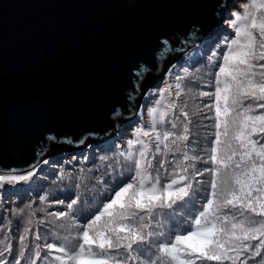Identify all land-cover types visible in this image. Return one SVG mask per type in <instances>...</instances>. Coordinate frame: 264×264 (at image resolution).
<instances>
[{
  "label": "snow or ice",
  "instance_id": "snow-or-ice-1",
  "mask_svg": "<svg viewBox=\"0 0 264 264\" xmlns=\"http://www.w3.org/2000/svg\"><path fill=\"white\" fill-rule=\"evenodd\" d=\"M241 8L242 12L233 13L234 38L227 42L222 63L214 74V84L210 85L215 90L198 93L200 97H214L203 106L214 110V116L206 117L214 120L215 129L206 158L190 154L186 144L191 134V117L185 110L187 102L178 104L175 99L166 100V95L171 96V85L166 86L160 91L156 105L149 109L150 125L138 127L135 139L128 141V152L121 153L134 165L131 181L116 190L83 224H77L72 217L78 198L67 204L68 211L49 214L58 220L68 218L70 224L64 225L66 231L75 229L74 235L64 237L66 244L45 245L49 253L62 254L52 257L53 260L59 264H129V261L133 264H197L198 261L200 264L206 261L264 264V112L253 114L256 108L264 109L261 103L264 101V0H245ZM161 43L171 50L167 39ZM165 49L160 56L166 55ZM175 89L178 99L184 89L179 82ZM247 100L253 103L245 104ZM197 111L203 109L197 105ZM170 116L174 118L168 119ZM178 122L182 128L175 132ZM165 123L171 128L158 130L157 125ZM255 135L259 139H253ZM145 138L154 140V149ZM136 144L140 145L138 157L132 151ZM168 151L181 152L182 158L172 168V178L162 184L159 174L153 176L149 171L153 166L149 156L166 157ZM199 160L212 167L196 169L195 163ZM160 167H164V161ZM180 172L184 174L179 175ZM206 173L211 177V190L192 218L190 228L175 234L170 241L159 243L155 258L146 256L145 246L164 236L158 216L165 212L175 214L176 206L189 200L195 191L193 181L201 183L196 178ZM33 175V171L17 175L12 170L0 174V185L27 181ZM32 224L29 218L20 237L21 248L15 264H21L25 256L24 240ZM158 228L161 230L157 231ZM35 239H41L38 233ZM40 248L39 244L35 246L30 264H36L41 258ZM5 252L11 253V245L0 250V257ZM0 264L9 262L0 259Z\"/></svg>",
  "mask_w": 264,
  "mask_h": 264
},
{
  "label": "water",
  "instance_id": "water-1",
  "mask_svg": "<svg viewBox=\"0 0 264 264\" xmlns=\"http://www.w3.org/2000/svg\"><path fill=\"white\" fill-rule=\"evenodd\" d=\"M230 1L0 0V173L31 171L54 144L115 141L146 76L220 32Z\"/></svg>",
  "mask_w": 264,
  "mask_h": 264
},
{
  "label": "trees",
  "instance_id": "trees-1",
  "mask_svg": "<svg viewBox=\"0 0 264 264\" xmlns=\"http://www.w3.org/2000/svg\"><path fill=\"white\" fill-rule=\"evenodd\" d=\"M233 13L236 12H231V14ZM224 25H228L234 33L229 19L222 26ZM222 30L225 32L224 29ZM218 34L219 32L213 38L201 39L193 43L184 53L176 51L175 56L171 57L172 64H169V71L164 80L151 73L146 76L143 83L144 101L142 105L147 107L140 110L139 117L133 121V124L135 122L133 128L118 135L115 141L109 140L105 143L93 144L92 139L88 138L82 147H76L66 142L54 144L50 154L54 151L61 153L53 158L44 159L41 164L31 170L34 175L27 181L5 182L0 185V250H3L5 245H11V253L5 252L4 257H0V259H6L9 264H15L21 248L20 237L24 234L27 220L31 218L33 224L29 226L31 232L24 240L27 247L21 264H30L34 258L37 244L41 246V258L36 261V264H59L52 257L62 254L55 251L49 253L45 245L48 243L66 244L64 237L74 235L75 229H72L71 232L66 231L64 225L70 224L69 219L58 220L49 214L68 211L67 204L78 198V203L73 206L72 217L77 224H83L95 215L97 210L109 200L116 190L131 181L134 175V165L126 160L121 153L128 152V141L135 139L134 134L138 127L147 128L150 125L149 109L156 105V101L160 99V91L166 86L171 85V96L166 95V100L175 99L178 104L187 102L185 110L190 113L191 134L186 144L190 154L206 158V150L214 140L211 133L215 131L212 127L214 120L206 117L214 116V110L209 111L203 106L212 102L214 97L211 99L200 97L198 93L215 90L214 86L210 85L214 84V74L218 70V65L222 63V55L226 51L227 42L230 40L226 37L218 40ZM228 35L230 38L234 34ZM186 72L187 75H185ZM177 77L182 79L178 81ZM178 82L182 84L184 93L177 99L175 97V84ZM244 103L251 104L253 102L247 100ZM197 105L203 111L198 112ZM260 112H264V109L256 108V113L253 114ZM146 117L147 119H144ZM173 118V116L168 117V119ZM180 120L182 121L183 117H180ZM157 128L158 130H167L171 128V125L168 123L158 124ZM181 128L182 125L178 122V128L173 131L179 132ZM252 138L259 139V136L255 135ZM145 139L149 140L150 147L154 149V140ZM233 144L235 145L236 142L233 141ZM139 148L140 145L136 144L132 149L137 157ZM161 148L163 150V145ZM149 158L152 159L153 165L149 171L153 176L159 174L163 184L172 178L171 170L176 161L182 158V155L181 152L168 151L166 157L156 155L153 158L150 154ZM235 159L238 160L239 157ZM161 161H164L163 168L160 167ZM195 167L202 171L212 167V165L199 160L196 161ZM28 172L15 174L27 175ZM178 174L183 175L184 173ZM189 174H191V169H189ZM196 179L201 183L197 184L193 181L195 191L189 200L176 206L178 211L175 214L165 212L162 216H158L164 236L154 239L150 245L145 246L146 256L155 258V255L158 254L157 245L159 243L170 241L175 234L185 232L190 228L192 218L201 209L211 190L210 174L206 173ZM42 198L44 199L42 200ZM160 230L157 229V231ZM37 233L41 237L40 240L35 239ZM73 243L77 242L73 241ZM122 252L123 250H121ZM243 259L244 255L242 254L241 260ZM129 264H133V262L129 261ZM197 264L200 262L198 261ZM204 264H217V262L206 261ZM224 264H230V262L225 261ZM249 264H254V262L249 261Z\"/></svg>",
  "mask_w": 264,
  "mask_h": 264
},
{
  "label": "rangeland",
  "instance_id": "rangeland-1",
  "mask_svg": "<svg viewBox=\"0 0 264 264\" xmlns=\"http://www.w3.org/2000/svg\"><path fill=\"white\" fill-rule=\"evenodd\" d=\"M245 2V0H231L230 1V4L227 6V8H226V17H225V20H224V22L222 23V25L223 24H225V21L227 20V19H229V21H233L234 20V16H233V14H231V12H242V8H241V5L243 4ZM221 25V29H220V32H219V34H218V40H220L221 38H225L226 37V39H231V38H234V35L232 36V37H230V38H228V34H234V33H232V29L231 28H229V26L228 25H224V26H222ZM222 29H224L225 30V32L222 30ZM234 29V28H233ZM234 32H235V30H234ZM224 35H226V36H224ZM229 42V41H228ZM166 76V75H165ZM164 76V77H165ZM163 77V78H164ZM164 80V79H163ZM144 101V100H143ZM143 104V102H141V108H140V110L141 109H145L147 106H143L142 105ZM140 110H139V112H138V115H137V117H139V113H140ZM136 117V118H137ZM136 118H134V119H136ZM140 119V118H139ZM144 119H147V117L146 118H144ZM133 121L134 120H131V121H129L127 124H123L121 127H120V133L118 134V135H121L122 133H125L126 131H128L129 129H132L133 128V126L135 125V122H134V124H133ZM138 123V122H137ZM131 127V128H130ZM109 140H105V141H101L102 143H105V142H108Z\"/></svg>",
  "mask_w": 264,
  "mask_h": 264
},
{
  "label": "bare ground",
  "instance_id": "bare-ground-1",
  "mask_svg": "<svg viewBox=\"0 0 264 264\" xmlns=\"http://www.w3.org/2000/svg\"><path fill=\"white\" fill-rule=\"evenodd\" d=\"M217 33H218V32H217ZM217 33H216V34H217Z\"/></svg>",
  "mask_w": 264,
  "mask_h": 264
}]
</instances>
